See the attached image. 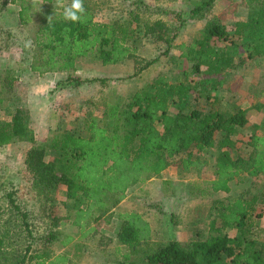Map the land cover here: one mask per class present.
I'll list each match as a JSON object with an SVG mask.
<instances>
[{
  "label": "rangeland",
  "instance_id": "rangeland-1",
  "mask_svg": "<svg viewBox=\"0 0 264 264\" xmlns=\"http://www.w3.org/2000/svg\"><path fill=\"white\" fill-rule=\"evenodd\" d=\"M3 1L7 2L0 9V119L9 120L17 107L28 109L36 143L46 144L61 131L86 136L87 120L92 116L101 125H110L111 122L103 117L106 103H126L136 91L151 89V82L162 77L171 84L187 88L186 94L183 91L171 94L168 106L171 114L196 107L207 109L206 95L210 100L218 97L226 114L245 107L247 123L236 127V133L231 136L234 146L228 150L232 156L249 154L248 136L255 124L264 119V52L250 53L258 40L264 43V29L254 37L248 36V28L241 36L234 34L235 23L250 18L251 9L245 0H213L203 17L190 15L191 9L201 0H89L97 20L126 21L134 27L131 43L142 63L155 57L157 60L136 72L141 64L132 58L104 65L88 55L78 63V72L74 70L68 74L103 76L108 77V81L57 90H53V78L43 77L29 65L33 59L32 41L36 30L47 16L60 10L58 1L28 0L34 4L30 8L32 18L26 24L19 21V5L10 0H0V5ZM137 1L142 5L135 4ZM71 3L72 0H63L64 6ZM135 14L138 22L133 20ZM156 19L163 20L169 30L177 32L167 54L164 42L144 32V23ZM210 20H217L228 29L225 38L212 41L220 53L219 59L213 60L218 70L206 65L195 70L194 61L180 54L199 38ZM27 40L31 41V47L25 48ZM65 75L61 73L55 77ZM10 77L16 79L12 88H8ZM122 125L128 128L133 124L125 121ZM220 138L218 134L216 144ZM30 146L19 140L0 146V264H37L36 254L47 257L45 264L60 254L69 257L67 264H123L122 253L126 247L116 238L120 225L118 214L123 211L139 212L149 222L153 231L150 246L171 238L185 245L191 240L208 237L212 220L220 226V206L244 193L259 197L256 204L259 216L255 215V221L261 218L260 223L264 224V175L250 176L244 172L241 181L232 182L230 192L210 190L215 147L200 155L207 161L200 170H183L180 159L186 151L181 152L170 159L168 172L132 185L116 204H113L115 196L108 195L104 197L105 210L100 212L93 208L87 214L78 215L77 207H85V203L68 198L64 184L47 189L35 182L24 163ZM60 155L58 150L47 148L45 160L52 161ZM202 187L208 190L205 195L199 193ZM9 192L13 193L20 210L27 213L28 227L10 205ZM76 220L79 226L74 224ZM93 227L97 230L88 232ZM84 231L87 233L81 237ZM251 234L256 235L264 254V234L262 231L255 233V229ZM51 235L53 239H49ZM68 237H72L71 242L62 245L61 241Z\"/></svg>",
  "mask_w": 264,
  "mask_h": 264
},
{
  "label": "trees",
  "instance_id": "trees-1",
  "mask_svg": "<svg viewBox=\"0 0 264 264\" xmlns=\"http://www.w3.org/2000/svg\"><path fill=\"white\" fill-rule=\"evenodd\" d=\"M6 2L1 3L0 9ZM10 2L19 5L20 23H28L32 18L30 8L34 2ZM212 2L201 0L191 9L190 15L203 17ZM245 2L251 9L250 18L237 21L233 32L241 36L244 29L248 28V36L254 37L264 29V0ZM83 4L86 14L82 22L65 20L64 8L60 7L50 16L51 19L47 16L38 26L32 41L31 70L39 74L69 72L75 69L78 58L92 55L104 65L132 58L135 63L141 64L136 71L139 72L157 60L155 57L142 63L137 58V49L131 43L135 29L130 23L97 20L89 0H83ZM135 4L142 5L140 1ZM133 20L139 21L136 14ZM227 30L217 20L208 21L199 38L186 46L180 56L192 59L195 70L202 65L218 70L213 60H218L220 53L212 41L225 38ZM144 32L165 43V54L174 45L177 36V32L169 30L161 19L144 23ZM259 52H264V43L258 40L250 54ZM7 80L8 88H12L15 77ZM96 81L105 84L108 77H74L68 74L66 78L56 81L53 90ZM150 87L136 91L126 103H106L103 117L111 122L110 125H101L92 116L87 120L86 136L61 131L46 144L36 143L28 109L17 107L9 120L0 119V146L13 140L30 143L24 159L26 169L40 187L54 189L57 184H64L68 198L85 203V207H77L78 215L87 214L93 208L100 212L105 210L104 197L108 195L115 196L113 204H116L129 187L152 175L161 174L170 165V159L184 151L186 155L180 159L182 169L200 170L207 162L200 155L216 148L214 177L209 182L213 192L228 193L229 182L241 181L244 172L250 176L264 175V119L260 124H255L254 131L248 136L246 145L251 149L249 154L246 157L239 154L232 156L228 147H233L235 141L231 136L236 133L237 126L242 127L247 123L244 109L226 114L218 97L210 100L209 95H206L209 104L207 109L196 107L174 115L168 110L171 94L181 91L186 94L187 88L171 84L162 77L155 78ZM125 121H131L132 127L125 128L122 125ZM218 134H221V138L216 144ZM47 148L58 150L61 155L46 161ZM207 191L206 187H202L199 193L205 195ZM12 194H7L9 203L20 214L25 227H28L27 213L20 210ZM258 201L257 195L244 193L223 203L218 212L220 226L212 220L208 237L191 240L185 245L176 239H169L150 246L151 228L142 214L136 211L120 212L116 238L118 243L126 247L122 253L123 264H264L263 251L256 239L250 237L255 215L259 216L256 213ZM74 224L79 226L77 220ZM96 230L93 227L88 232ZM86 233L82 232L81 237ZM49 239H53V236ZM71 240L72 237H68L61 244L67 245ZM35 258L37 264H45L47 257L36 254ZM67 263H70L69 257L60 254L46 264Z\"/></svg>",
  "mask_w": 264,
  "mask_h": 264
},
{
  "label": "clouds",
  "instance_id": "clouds-1",
  "mask_svg": "<svg viewBox=\"0 0 264 264\" xmlns=\"http://www.w3.org/2000/svg\"><path fill=\"white\" fill-rule=\"evenodd\" d=\"M58 4L64 8L63 17L65 20L70 21L72 23H78L83 21L86 14V9L84 7L83 0H72L70 7H65L63 5V0H58ZM48 19H51V17L49 16ZM24 47H31V41H25Z\"/></svg>",
  "mask_w": 264,
  "mask_h": 264
},
{
  "label": "crops",
  "instance_id": "crops-1",
  "mask_svg": "<svg viewBox=\"0 0 264 264\" xmlns=\"http://www.w3.org/2000/svg\"><path fill=\"white\" fill-rule=\"evenodd\" d=\"M82 58H84V57L78 58V59L76 60V62H75V69H74V70H75V73L79 71L78 63L80 62V60H81ZM97 61H98V60H97ZM98 62H100V61H98ZM100 63H101V62H100ZM101 64H102V63H101ZM74 70H71V71H74ZM61 73H63V74L65 73V74L67 75L69 72H58V71L55 72V71H53V72H46V73L41 74V75H43V77H45V76L48 75V78H53L54 83H56L57 80L66 77V75H65V77H61V78H58V79L55 77L57 74H61ZM241 108H242V109H245V107H241ZM166 172H168L167 168H166L165 170H163L161 173H166ZM232 182H233V181L229 182V184H228V185H229V188H230L229 192L231 191V189H232V187H233ZM262 218H264V215L262 216ZM261 221H262L261 218H258L257 221H255V225H254V227H253V229H252V232H253V230L255 229V233H259V232L262 231V233L264 234V228H262V227H264V224H263V223H260ZM263 221H264V220H263ZM149 225H150V224H149ZM150 228H151V238H152L153 231H152V227H151V225H150ZM260 228H262V229H260ZM256 231H257V232H256ZM250 237L256 239V238H255L256 235H252V234H251ZM171 239H176V240H178L177 238H171ZM257 243H258V242H257ZM262 246H263V245H262ZM258 247L261 248V250H263L261 246H258Z\"/></svg>",
  "mask_w": 264,
  "mask_h": 264
}]
</instances>
